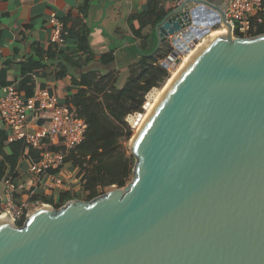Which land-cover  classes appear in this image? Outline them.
<instances>
[{
  "label": "water",
  "instance_id": "obj_1",
  "mask_svg": "<svg viewBox=\"0 0 264 264\" xmlns=\"http://www.w3.org/2000/svg\"><path fill=\"white\" fill-rule=\"evenodd\" d=\"M205 6L226 32L187 58L141 125L144 113L128 116L130 182L21 225L0 219V264H264V33L233 37L225 0H180L156 25L158 47L172 37L183 51Z\"/></svg>",
  "mask_w": 264,
  "mask_h": 264
},
{
  "label": "crops",
  "instance_id": "obj_2",
  "mask_svg": "<svg viewBox=\"0 0 264 264\" xmlns=\"http://www.w3.org/2000/svg\"><path fill=\"white\" fill-rule=\"evenodd\" d=\"M178 0H0V96L3 87L16 84L18 86L27 77L30 84L20 91L27 92L37 88H47L59 96L63 103L74 97L80 86L82 75L91 69H99V74L115 71L116 74L127 72L132 58L128 57V47L133 42L140 41L138 30L141 27V14H167L177 4ZM51 12H56L68 31L73 32L86 24L90 28L89 42L98 58L88 66L71 70L65 76L59 77L61 66L58 60H52L48 54L56 49L58 53L77 48L75 36H69L64 45L52 44L50 41ZM155 16L142 29L147 34L156 28ZM113 52L116 61L111 65H103L99 60L102 54ZM81 87H86L81 85ZM49 113L35 110L29 114V131L34 132L49 123ZM13 151H19L16 162L18 189L15 197L18 202H27L30 212L44 204L59 207L65 202L79 198L83 199L81 169L72 161H66L59 176L63 185L53 186L55 175L53 171L43 175L38 184L29 181V167L36 161L38 150L34 154L26 151L19 142L8 141V130L0 117V160L10 156ZM10 175L8 164L5 176L0 179V201L5 202V179Z\"/></svg>",
  "mask_w": 264,
  "mask_h": 264
},
{
  "label": "trees",
  "instance_id": "obj_3",
  "mask_svg": "<svg viewBox=\"0 0 264 264\" xmlns=\"http://www.w3.org/2000/svg\"><path fill=\"white\" fill-rule=\"evenodd\" d=\"M85 1L87 3L89 0ZM153 16L155 19L152 24L156 26L165 14L151 12L139 16L141 27L138 35L141 40L128 47V57L132 60L127 67L128 77L121 88L117 85L118 76L115 71L99 74V69H91L82 75L80 82L74 80L80 88L74 97L68 98V103L74 105L76 114L87 123L85 139L70 150H66L62 144L56 148L65 153L66 161H72L81 169L85 200L105 193L112 185L123 187L133 178L135 158L128 145L133 136V128L127 117L131 113L144 112L143 106L148 93L155 88H161L170 78L169 69L158 63L164 57L160 56L162 46L158 47L156 30L153 28L147 34L142 33V29L151 23ZM260 16L262 22L254 23L251 35L264 33V10ZM70 35L77 38L76 49L62 53L54 49L48 54L52 60H58L62 67L57 74L59 77L73 69L88 66L98 58L90 45V28L86 24L76 31H69L67 39ZM171 49L170 44H167L166 52L169 53ZM99 60L103 65H111L116 57L111 52L100 55ZM27 84L33 87L31 77L23 80L19 90ZM27 94L28 97L33 95V90ZM44 148L49 149L52 146L46 143ZM30 152L35 153L33 150ZM19 156V151H13L10 156L0 160V179L5 176L8 164L10 174L16 175Z\"/></svg>",
  "mask_w": 264,
  "mask_h": 264
},
{
  "label": "built area",
  "instance_id": "obj_4",
  "mask_svg": "<svg viewBox=\"0 0 264 264\" xmlns=\"http://www.w3.org/2000/svg\"><path fill=\"white\" fill-rule=\"evenodd\" d=\"M225 2L226 18L232 26L233 37L251 36L250 32L254 23L262 22L260 14L264 10L263 0H225ZM197 14L196 24L189 26L190 34L180 33V42L177 44L183 46V51L177 49L173 38L170 37L167 43L170 44L171 51L167 56L158 60V63L163 65L168 62L172 52L178 50V55L168 64L167 69L170 73L188 52L207 39L214 30L225 29L223 23L217 21L218 12L216 10L205 6ZM50 25L51 43L64 45L69 31L56 12H51ZM205 26L206 30H201ZM191 44H194V47H191ZM188 48L190 51L184 53ZM176 60L179 62L177 63ZM35 110L48 112L49 123L31 132L28 117ZM0 117L4 127L8 130L10 143L19 142L26 151L38 150L39 158L29 167V181L32 184H38L44 174L53 171L55 179L52 185H63V179L59 173L66 163L65 153L56 147L62 144L66 150L75 148L83 142L87 131V123L76 114L74 105L63 103L59 96L47 88H37L33 95L28 97L19 90L16 84H11L3 87V93L0 96ZM46 143L52 148L45 149ZM17 181L15 174H10L5 179L6 200L5 202L0 201V219L11 218L13 222L20 224L24 222L30 211L27 202L16 201Z\"/></svg>",
  "mask_w": 264,
  "mask_h": 264
},
{
  "label": "bare ground",
  "instance_id": "obj_5",
  "mask_svg": "<svg viewBox=\"0 0 264 264\" xmlns=\"http://www.w3.org/2000/svg\"><path fill=\"white\" fill-rule=\"evenodd\" d=\"M201 30H206V26L201 28ZM203 31H200V32H203ZM198 32V31H197ZM222 32H226V29H217L216 31H213V33L211 35H214V34H218V33H222ZM206 41V39L204 40ZM203 41V42H204ZM202 48V43L197 45L195 47V49H193L192 51L189 52V55L188 57H194V51L197 50V49H201ZM188 54V53H187ZM186 54V55H187ZM185 55V56H186ZM184 56V58H185ZM185 58V60L182 62V64H180V66L176 69L175 72H173L172 76L167 80L166 84L164 85L163 89H161L159 92H157L155 94V97L154 99L152 100L151 104L148 106V110H146V114L144 115L143 117V120L142 122L140 123V125L146 120V118L150 115V113L153 111V109L155 108V106L158 104V102L160 101V99L162 98V96L165 94V92L168 90V88L172 85V83L174 82L177 74L179 73L181 67L187 62V58ZM139 125V126H140Z\"/></svg>",
  "mask_w": 264,
  "mask_h": 264
},
{
  "label": "rangeland",
  "instance_id": "obj_6",
  "mask_svg": "<svg viewBox=\"0 0 264 264\" xmlns=\"http://www.w3.org/2000/svg\"><path fill=\"white\" fill-rule=\"evenodd\" d=\"M217 30V29H216ZM216 30H214V31H216ZM167 44H169V43H164V44H161V46H162V54L163 55H165V56H167V54H168V52H166V48H167ZM193 49H195V48H193ZM192 49V50H193ZM191 50V51H192ZM162 54H160V56H162V57H165V56H163ZM188 55H189V52H188V54L185 56V58L186 57H188ZM185 58L182 60V61H180V63L174 68V69H172V72H171V74H170V77L172 76V74H173V72H175L176 71V69L180 66V64H182V62L185 60ZM116 76H118V83H117V85H118V87L119 88H121L124 84H125V81H126V79H127V77H128V72H125V73H121V74H116ZM169 79V78H168ZM167 79V80H168ZM167 80H166V82H167ZM166 82L162 85V87L161 88H157V89H159L158 90V92L161 90V89H163V87H164V85L166 84ZM147 98H146V101H145V103H144V106H145V104L147 103ZM144 106H143V108H144ZM148 110V109H147ZM146 110L144 111V112H140V113H144V114H146ZM136 113V112H135ZM131 114H134V113H131ZM144 117V116H143ZM128 118V117H127ZM142 122V121H141ZM129 123L131 124V121H129ZM132 128H133V136H134V134L137 132V128H134L133 126H132ZM130 142H131V139H130ZM130 142H129V147H130ZM130 182V181H129ZM128 182V183H129ZM127 183V184H128ZM117 187H119V186H117V185H112V186H110V187H108L107 189H106V191H109V190H111V189H113V188H117Z\"/></svg>",
  "mask_w": 264,
  "mask_h": 264
}]
</instances>
